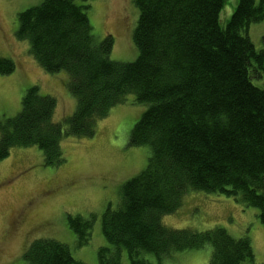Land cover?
Returning a JSON list of instances; mask_svg holds the SVG:
<instances>
[{
	"label": "trees",
	"instance_id": "1",
	"mask_svg": "<svg viewBox=\"0 0 264 264\" xmlns=\"http://www.w3.org/2000/svg\"><path fill=\"white\" fill-rule=\"evenodd\" d=\"M40 0L17 14L15 36L42 69L64 71L75 100L64 125L53 121L56 99L27 87L20 110L0 123V160L15 146L35 145L43 163L64 161V135L93 136L95 122L132 94L146 108L133 124L128 143L147 145V164L120 186L119 203L101 215L108 246L97 264H150L176 251L210 248L207 264H240L253 258L246 236L224 227L171 229L161 216L176 210L189 190L219 193L257 210L264 226V34L256 49L248 36L264 20V0H237L224 26L223 0H133L137 19L132 61L110 58L113 39L93 34L87 9L92 0ZM15 69L0 57V75ZM254 80H262L256 84ZM95 214H66L78 245L87 244ZM28 264H80L69 247L36 238L24 250Z\"/></svg>",
	"mask_w": 264,
	"mask_h": 264
},
{
	"label": "rangeland",
	"instance_id": "2",
	"mask_svg": "<svg viewBox=\"0 0 264 264\" xmlns=\"http://www.w3.org/2000/svg\"><path fill=\"white\" fill-rule=\"evenodd\" d=\"M39 1L0 0V57L10 58L15 64L13 72L0 75V123L19 112L20 98L31 85L56 99L53 121L64 125L75 108L65 72L44 71L29 53L27 40L15 36L18 12ZM89 4L93 34L97 39L112 36L110 58L132 61L137 55L132 41L137 19L133 0H92ZM236 4L237 0H223L219 14L222 26ZM247 32L254 47L260 49L264 20L250 23ZM261 81L254 80L256 84ZM132 98V94L126 95L124 102L98 119L93 136L64 135L60 141L64 161L60 165H45L35 145L15 146L7 158L0 160V264H28L23 253L36 238L58 240L69 247L80 264H97V250L108 246L101 230V215L108 205L117 207L120 186L144 169L149 156L147 145L128 143L133 124L146 108L145 103L133 102ZM18 213H22L18 226L9 229ZM66 214L96 215L87 244L78 245ZM256 215L255 208L223 194L189 190L176 210L161 216V223L171 229L224 227L233 237L249 238L253 258L240 264H264V226ZM209 256L208 245L159 258L152 252L138 253L150 264H207ZM121 262L129 263L124 249Z\"/></svg>",
	"mask_w": 264,
	"mask_h": 264
},
{
	"label": "flooded vegetation",
	"instance_id": "3",
	"mask_svg": "<svg viewBox=\"0 0 264 264\" xmlns=\"http://www.w3.org/2000/svg\"><path fill=\"white\" fill-rule=\"evenodd\" d=\"M55 190V189H54ZM55 192V191H54ZM31 203V202H30ZM17 215L13 218L12 222L7 226L9 229H11L12 227H17L21 217H22V213H18V214H14ZM12 232V231H11Z\"/></svg>",
	"mask_w": 264,
	"mask_h": 264
}]
</instances>
